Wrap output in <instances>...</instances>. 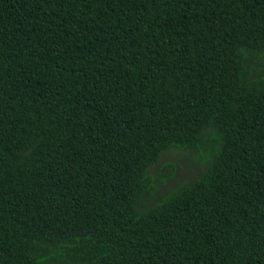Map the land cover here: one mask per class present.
<instances>
[{
  "label": "trees",
  "instance_id": "trees-1",
  "mask_svg": "<svg viewBox=\"0 0 264 264\" xmlns=\"http://www.w3.org/2000/svg\"><path fill=\"white\" fill-rule=\"evenodd\" d=\"M0 264H264V0H0Z\"/></svg>",
  "mask_w": 264,
  "mask_h": 264
},
{
  "label": "rangeland",
  "instance_id": "rangeland-1",
  "mask_svg": "<svg viewBox=\"0 0 264 264\" xmlns=\"http://www.w3.org/2000/svg\"><path fill=\"white\" fill-rule=\"evenodd\" d=\"M191 157H192V152H189L187 150H181V151L171 150L162 153V155L158 160V163L160 164L163 162H175L177 164L176 175L182 176V178L186 179L189 177L188 175L189 169L187 170V168L193 166L194 164V160ZM154 168H155L154 166L150 168V173L153 174ZM193 171L194 172L192 173V175L195 174V170Z\"/></svg>",
  "mask_w": 264,
  "mask_h": 264
}]
</instances>
